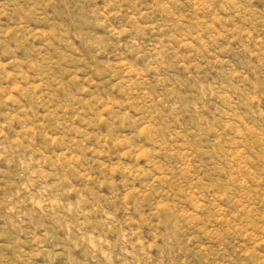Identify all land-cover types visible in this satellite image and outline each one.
I'll list each match as a JSON object with an SVG mask.
<instances>
[{"label": "rangeland", "instance_id": "rangeland-1", "mask_svg": "<svg viewBox=\"0 0 264 264\" xmlns=\"http://www.w3.org/2000/svg\"><path fill=\"white\" fill-rule=\"evenodd\" d=\"M0 264H264V0H0Z\"/></svg>", "mask_w": 264, "mask_h": 264}]
</instances>
